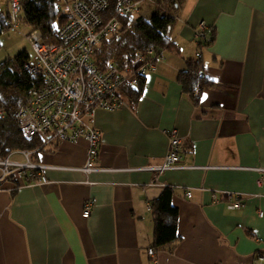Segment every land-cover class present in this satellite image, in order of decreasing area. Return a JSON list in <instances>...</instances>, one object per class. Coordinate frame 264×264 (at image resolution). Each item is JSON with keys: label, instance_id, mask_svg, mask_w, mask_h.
I'll list each match as a JSON object with an SVG mask.
<instances>
[{"label": "crops", "instance_id": "obj_1", "mask_svg": "<svg viewBox=\"0 0 264 264\" xmlns=\"http://www.w3.org/2000/svg\"><path fill=\"white\" fill-rule=\"evenodd\" d=\"M200 21L210 29L199 51L211 87L194 102L177 77L195 59ZM168 35L177 51L163 52L138 100L123 93L125 107L96 112L99 171H78L81 140L31 154L46 183L2 184L0 264H151L150 208L164 187L143 169L162 163L171 130L184 168L158 183L172 189L179 240L155 250L158 264H255L264 254V0H185ZM223 192L243 207L227 209Z\"/></svg>", "mask_w": 264, "mask_h": 264}, {"label": "built area", "instance_id": "obj_2", "mask_svg": "<svg viewBox=\"0 0 264 264\" xmlns=\"http://www.w3.org/2000/svg\"><path fill=\"white\" fill-rule=\"evenodd\" d=\"M9 12L8 30L19 32V0H3ZM146 0H57L56 9L62 24L50 42H44L38 31L25 33L35 59L24 66L27 75L37 79V85L23 93L17 112L22 136L27 140L37 139L40 146L35 150H16L0 157V191L5 182L15 184L13 192L20 187L46 183L41 165L30 162L31 154L60 143L77 144L84 140L88 145L85 166L78 169L83 174L99 171L95 167L100 146V134L95 128L97 111L114 112L126 106L123 93L136 89L141 80L156 69V62L149 60L151 50L139 53L124 66L111 65L101 71L94 65V49L103 39L120 40L121 19L139 16ZM208 27L200 21L194 29L193 40L199 48L194 59L201 64L200 49L207 37ZM199 92L196 93L198 97ZM4 117L0 110V118ZM168 146L160 165L147 167L152 178L150 186H163L158 178L168 171L183 169L180 166L182 141L176 130L166 133ZM21 156L22 161L12 159ZM264 172V171H263ZM190 197V193H187ZM227 209L243 207L240 195L223 192ZM212 200L218 202L215 193ZM93 201L84 204L83 217L88 218ZM261 216V214H260ZM151 264H158L155 251L147 250ZM255 264H264V254L255 259Z\"/></svg>", "mask_w": 264, "mask_h": 264}, {"label": "trees", "instance_id": "obj_3", "mask_svg": "<svg viewBox=\"0 0 264 264\" xmlns=\"http://www.w3.org/2000/svg\"><path fill=\"white\" fill-rule=\"evenodd\" d=\"M113 2V0H109ZM18 20L26 33L38 31L44 42L54 39L57 29L62 24L56 9L57 0H19ZM185 0H158L155 11L148 20L142 16H127L121 19L120 40L103 39L94 49L93 63L101 71L111 65L124 66L130 63L128 55L135 57L139 53L151 50L149 57L156 62L164 51H177V46L169 37L168 30L175 23L176 16ZM8 7L6 13L0 12V35L8 30ZM210 29H208L207 36ZM209 42L206 37L204 45ZM208 44V43H207ZM206 44V45H207ZM102 50L100 51V49ZM199 49V48H198ZM29 63L26 52L18 54L14 60L0 63V110L4 117L0 118V157H5L16 150H35L40 146L37 139L27 140L20 131L17 112L23 93L37 85V79L24 71ZM158 62H156L157 64ZM146 78V77H145ZM143 78L136 89L124 91L126 100L135 103L140 97L145 82ZM177 82L184 94L192 96L197 102L201 92L211 83L203 75L202 65H195L194 60L188 64L184 72L179 73ZM153 216V250L170 248L179 240L177 232L178 210L172 205V189L166 187L151 204Z\"/></svg>", "mask_w": 264, "mask_h": 264}, {"label": "rangeland", "instance_id": "obj_4", "mask_svg": "<svg viewBox=\"0 0 264 264\" xmlns=\"http://www.w3.org/2000/svg\"><path fill=\"white\" fill-rule=\"evenodd\" d=\"M157 1L158 0L144 1L139 16L148 20L151 14L155 11V3H157ZM6 10V2L0 0V12L5 14ZM26 32V28L20 27L19 32L12 33L9 30H6L0 35V63L5 60H14L15 57L22 52H26L29 56L30 63L34 61L35 55L24 36ZM102 48L103 47H101L100 51Z\"/></svg>", "mask_w": 264, "mask_h": 264}]
</instances>
